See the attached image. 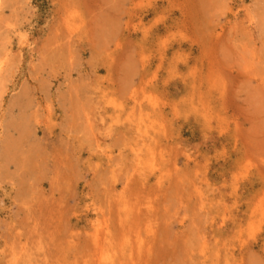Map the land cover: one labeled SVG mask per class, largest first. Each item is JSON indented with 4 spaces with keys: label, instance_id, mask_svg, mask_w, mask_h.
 Listing matches in <instances>:
<instances>
[{
    "label": "rangeland",
    "instance_id": "obj_1",
    "mask_svg": "<svg viewBox=\"0 0 264 264\" xmlns=\"http://www.w3.org/2000/svg\"><path fill=\"white\" fill-rule=\"evenodd\" d=\"M201 1L0 0V264H264V0Z\"/></svg>",
    "mask_w": 264,
    "mask_h": 264
},
{
    "label": "bare ground",
    "instance_id": "obj_2",
    "mask_svg": "<svg viewBox=\"0 0 264 264\" xmlns=\"http://www.w3.org/2000/svg\"><path fill=\"white\" fill-rule=\"evenodd\" d=\"M200 2H202V1L200 0ZM234 14H235V13H234ZM141 28H142V27H141ZM71 31H73V30H71ZM20 36H21V35H20ZM23 37H25V36H23ZM23 37H22V38H23ZM20 38H21V37H20ZM8 53H9V52H8ZM8 53H6V54H8ZM5 59H6V58H5ZM6 60H8V59H6ZM9 60H10V59H9ZM3 61H5V60H3ZM10 61H11V60H10ZM10 61H9V62H10ZM5 62H7V61H5ZM1 63H2V62H1ZM3 63H4V62H3ZM3 63H2V64H3ZM4 64H5V63H4ZM4 64H3V68H4ZM8 66H9V65H8ZM1 73H2V69H0V74H1ZM3 73H4V72H3ZM2 80H3V79H2ZM0 81H1V80H0Z\"/></svg>",
    "mask_w": 264,
    "mask_h": 264
}]
</instances>
